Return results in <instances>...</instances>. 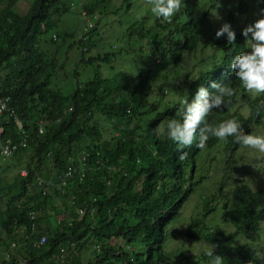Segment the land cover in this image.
<instances>
[{"label":"trees","instance_id":"16d2710c","mask_svg":"<svg viewBox=\"0 0 264 264\" xmlns=\"http://www.w3.org/2000/svg\"><path fill=\"white\" fill-rule=\"evenodd\" d=\"M20 1L0 0V95L10 97L9 106L19 115L26 133L16 134L9 113L0 115V127L5 130L4 140L27 139V147L8 160L9 164L0 166V264H131L130 255L115 256L124 242L135 247L132 256L136 264L171 262V253L165 248L173 233L172 225L196 185L186 169L202 152L223 140L210 137L203 148H197L195 140L191 146L178 148L167 139V122L178 119L179 112L174 102L166 99L165 83L150 84L142 77L135 90H127L126 97L109 89L103 97L99 81L69 94L63 92L64 84L58 77L72 59L65 52L66 63H61L60 46L51 38L58 33L51 31L56 28V18L68 13L69 6L60 0H33L29 11L22 14L17 8ZM96 6L95 0L86 9L94 10ZM179 33L189 39L186 46L172 52L175 63L185 52L196 55L202 44L195 20ZM82 46L91 50L94 42L88 40ZM214 50L222 52L217 65L209 67V58L197 61L194 55L190 63L193 71H186L190 66L182 69L185 75L176 101L179 106L183 99L191 101L199 86L206 88L210 77L229 70L232 58L246 51L247 45L216 40ZM85 54L82 50L79 65L93 66V60L85 59ZM199 63L204 67L200 68ZM175 69L178 74L182 71L180 67ZM195 72V84L187 85ZM225 83L234 88L229 98L234 113L230 117L226 110H213L206 117L208 123L244 119L235 112V101L249 90L236 80L232 70ZM206 90L214 92L210 87ZM249 107L250 120L260 123L262 120L256 117L264 111V93L250 101ZM96 114L113 122L117 135L104 139L93 126ZM40 123L44 126L42 135ZM239 146L229 139L225 153ZM83 150L89 153L85 178L77 174L60 187L59 177L74 166ZM180 152L187 153L183 160L178 158ZM0 158H5L1 151ZM230 194L233 201L225 207L229 215L225 221L235 227L234 233L204 223V218L215 211L210 205L201 220L190 225L193 231L187 235L216 245L213 252L223 256L225 264H264V254L260 255L253 244L229 246L237 237L263 229L264 190L254 191L242 183ZM94 198L98 200L91 204ZM92 206L96 213H92ZM80 207L85 208L82 215L76 211ZM60 214L66 216L62 224L57 221ZM61 249L68 253L63 263ZM188 253L177 250L173 258L186 256L179 264L194 258H199L197 264L210 261L204 250L199 256Z\"/></svg>","mask_w":264,"mask_h":264},{"label":"clouds","instance_id":"9594fccd","mask_svg":"<svg viewBox=\"0 0 264 264\" xmlns=\"http://www.w3.org/2000/svg\"><path fill=\"white\" fill-rule=\"evenodd\" d=\"M96 1H97V6L95 7L94 10L86 9L87 5L94 4L93 0L92 1L91 0H78V1H73V2L68 1V3L64 2L68 4L69 9L70 7L78 6L81 10V14L84 16V19H85V28L83 30V33H81L80 36L78 37V40H74L75 36L71 32H67L65 34L64 42L73 40L75 41L74 45H78L79 47L78 53H75V54H72L74 45L70 47L69 56L72 59V62H73L72 66L74 67L72 68L70 72V78L72 81L76 83L74 89H80L90 82L99 81L100 82V93L103 95V97H105L104 91L106 89H109L111 93L116 94L119 97H122L123 95L126 97L127 90L129 89L135 90L137 88V84L140 78L143 77L145 78V81H150V84H152L154 82V78L152 76L153 71L152 70L144 71L145 67L137 68L138 69L137 73H133L132 72L133 69L130 71L123 70L117 76V79L119 77L123 78V82L121 84L116 83V81H115V84L112 82L107 83V79H105L104 77H109L108 71L105 70L102 73L100 66L103 63L111 62L114 56L110 52L102 53L100 51V48L102 46L101 40L103 38V35L101 32V18L100 16L96 14L99 0H96ZM221 1L222 0H149L150 5H151L150 11L153 14V16L156 17L157 19H162L164 21H167V25L164 26L162 29L163 35L156 39V41L160 42L161 44L157 46L154 50V65L151 68H153L156 64L162 63V61L166 59L174 63L175 68L180 67L181 70L185 69L187 66H190L191 61L184 67H181L180 66L181 60L187 55H192V59H193L195 54L185 52L183 54V57L181 59H178L176 63L173 60L172 55H171L172 52L176 48H180L181 46H182L181 48H183L184 46H186L189 37H184L180 35L179 29L185 28V26L187 25L188 22H190V20H195V22L197 23L198 28H199V35L202 39L201 41L202 44L200 45L198 53L195 55V57H197V61H199L201 60L199 57H201L205 51H208V55L206 58H209V61H210L209 67H211L213 64L217 65L220 61V58L222 57V52H217L214 50V45H216V40L220 42L226 41L227 45H233L237 43H241V46H243V44L247 45L246 51L240 52L239 54L235 55L232 58L230 66H229L230 67L229 70H226L223 74H220L218 76L214 75L213 77H210L207 87L214 89V92L209 93L206 90L207 87L204 88L203 86H199L192 100L189 101L188 99H183L180 101V106L176 101L178 100V98H180L181 90L183 86L182 85L183 80L176 78L174 81H172L166 77V79L169 80L168 85L165 84L167 87V89L165 90L166 95H167L166 99H171V101H173L175 104L174 105L175 109H177L179 112L178 119L173 118V119L168 120L167 125H166V136H167V139L174 142L178 148H184V147L191 146L194 140L196 141L197 148H203L205 146L206 141L210 137H215L219 140H226L228 137H231L233 140V143L253 149L258 153H264V135L253 134L252 132H249L246 134L244 128L242 127V124L238 120L234 118H229V119L222 120L219 123L206 122V117L213 110H218V111L226 110V114L230 117L234 113L230 105V99H229L233 97L234 95V88L225 83V78L230 73L231 70L234 72L236 80H238L245 89L251 92L257 93V95H262L264 93V0H241L240 1V13L242 15L244 14L251 15L255 12L254 15L257 17L252 22L248 23L245 27H243L241 30L240 28H235L233 30L231 24L228 22L221 23L220 26L217 28V30H210L209 27L207 26V23L211 16L214 17L216 20L222 19V17H220L216 12ZM21 3H25V1H22ZM21 3L18 4L17 6L18 10L20 9ZM31 5L32 3L29 4L28 2H26L23 6V9H21V13L22 14L27 13ZM254 5L258 6L257 10H255ZM213 11H215L214 14H213ZM67 14L68 13L56 18L57 20L56 26H59V24L61 23V19ZM178 18H180V22H181L179 26L177 25ZM235 25H238V24H235ZM51 38L55 43H61L63 40L62 37L58 34H53ZM88 40H90L91 42H94V47L91 50L87 49V47L83 48L82 46V42L86 43ZM79 42H81V45L79 44ZM203 46H206V48H204V50H200L201 48H203ZM159 49L163 51L162 56L158 54ZM239 49L245 50L243 48H239ZM82 50L83 52L86 53L84 55L85 59L91 58L93 60V62L95 63L93 66L89 67V66L79 65L80 59H82L81 58ZM94 51L96 52V54L91 55ZM206 58L204 57L202 59H206ZM192 66H190L186 71L188 72L193 71ZM79 67L81 71H86L85 73H83L84 74L83 78L86 79L83 83L81 82V74L78 71ZM199 67L203 68L204 64L200 65L199 63ZM92 68H95V74H94V77L89 79V77L91 76L90 70ZM172 68L174 71L176 70L173 66ZM87 70H89V72H87ZM198 70H201V69H198ZM105 73H107V75H105ZM147 73H148V77H146ZM195 74L196 72L193 73L192 75H195ZM194 79L195 77H193V79L188 78L187 85L195 84V82L192 81ZM178 80H181V82ZM171 81L173 85L172 84L169 85ZM145 101L146 100L144 99L142 103H145ZM10 102H11V99L9 96L0 95V115L9 113L8 117L10 118V121H13L14 123V127L17 130L16 134H20V132L22 133L24 130V125L19 115L16 113V111L10 108L9 106ZM229 107H230V110H229ZM71 110L72 109H70V111ZM95 117L96 118H95V121L93 122V126H97V128L103 134H104V129L99 127L98 119L104 120L106 122V125L110 126L111 134L117 133V132H114L113 130V126H114L112 124L113 122L109 123L106 117L100 116L99 114H96ZM256 119L262 120V116L259 115L256 117ZM40 124H42L40 126V134L42 135L44 132V126H43V123H40ZM1 128L4 129V127H1ZM25 133L23 132V134ZM3 140H4V133H3ZM8 140L11 141L13 144L18 145V149L14 153H12L9 157H5L6 159L10 161L12 157L16 155V153H18L21 149H24L27 147V139L25 137L18 141L16 140L13 141L10 139ZM4 141H7V140H4ZM186 155H187L186 152H180L178 158L183 160ZM88 157H89V153L86 150H83L80 158L76 162H74V166H70L64 172V174L61 177H59L58 181H60L59 182L60 187H64L68 183V181L73 179L77 174L81 178H85L86 171L89 168ZM234 163H237V159L235 161L230 160L227 164H229L230 166L231 164H234ZM228 168L229 167H227L226 164L223 165V170H227ZM187 170L192 174L194 178L193 182L196 183L195 185V191H196L198 185L202 183L205 178L204 176H201V177L198 176V160L196 163L188 167L186 171ZM26 174L27 173L25 171H22V176H26ZM241 182L243 183V181ZM253 190L259 191V190H264V188L256 189V190L253 189ZM194 192L192 194H194ZM216 194L215 195L212 194L213 196H207L203 198L205 200L204 212H206V210L211 205L212 207H215L214 208L215 211L213 213H216V215L219 217L218 215L219 206L215 205V204H218L216 203L217 199L218 198L220 199L221 197L228 198L229 196H231V194H224L223 187L222 189H220L219 193H216ZM190 198L191 196L189 197V199ZM229 199H231L229 202L224 203V209L225 207H229L231 205L233 198L229 197ZM97 200H98L97 198L91 199L90 203L94 204L97 202ZM71 203L74 204V202H71ZM186 203L184 204L183 208L185 207ZM213 204L215 206H213ZM183 208L181 209V212ZM91 209H92V213H96L95 207L92 206ZM76 211L80 215H82L85 211V208L80 207ZM203 214L204 213H200V214L196 213L195 217H192L190 219V225L197 219L201 220ZM209 214H212V213H209ZM179 216L173 222V225H176L178 223ZM205 218H204V223H205ZM57 221L59 224H62L64 221H66V216L63 214H60L57 218ZM173 225H172V230L174 229ZM217 225L218 226L216 227H219V226L221 227V225H225L224 231L227 234L229 232L230 234L234 233V231L231 232L230 226L228 225L227 222L221 225L217 223ZM263 229H264V226H263ZM189 231L188 233L190 234L193 231L192 229L190 230V226H189ZM260 231H257L259 233H256V232H251V233H254V234L256 233L255 234L256 236H264V234L260 235ZM251 233L244 234V235L237 237L236 238L237 240L235 239L234 241L232 240L233 244H230L229 246L253 244L251 241V237H249ZM240 237L241 239H239ZM244 237H246L245 238L246 241L242 242V238ZM170 240L168 241V243L170 242ZM189 240L194 243L199 244L197 248H195V250H192L191 248H188L186 246L185 247L182 246L176 250H168L169 244L167 243L165 251H169L171 253L172 261L169 263H163V264H179L180 261H182L186 257V256L181 257L178 260L175 257L173 258V252L177 250L188 251L189 252L187 254L188 256H191V255L199 256L200 253L204 250L205 254L208 257H210V261L208 264H225V258L221 255H216L213 252V249L216 247V245L212 244L211 242L207 240L200 241V240H193L190 238ZM120 248H122V251L118 250L115 253V256L116 257L120 256L124 258L125 254H128L130 255V263L136 264L132 256V252L135 251V247L128 244L127 242H124L121 244ZM8 257L9 255H7V258ZM67 259H68V253L65 250L61 249V253H60L61 263L66 262ZM198 260L199 258L190 259L184 264H187L188 262L197 264ZM174 261H176V263H173ZM118 264H121V263H118Z\"/></svg>","mask_w":264,"mask_h":264},{"label":"rangeland","instance_id":"374dc122","mask_svg":"<svg viewBox=\"0 0 264 264\" xmlns=\"http://www.w3.org/2000/svg\"><path fill=\"white\" fill-rule=\"evenodd\" d=\"M22 1H25V3L28 2L29 4L33 2V0ZM61 1L68 3V1L73 2L78 0ZM240 1L241 0H222L216 11L222 19L216 20L211 16L207 23L209 29L217 30L221 23L228 22L231 24L233 30L235 28H240L241 30L248 23L256 19L257 17L254 15L255 12L251 15H242L240 13ZM25 3H21L20 9H23ZM254 6L255 10H257L258 6ZM150 7L149 0H99L96 14L101 18V32L103 35L100 51L102 53L110 52L114 56L111 62L103 63L100 66L102 73L105 70L108 71L109 77H104L107 79V83L112 82L115 84L116 81V83L121 84L123 78L119 77L117 79L121 71H130L133 69L132 72L137 73V68L140 67H145L144 71H153L152 76L155 83H165L168 85L169 80H167L166 77L172 81L176 78L183 80V76L185 75L183 73L184 71L182 70L180 74L176 73L172 68L174 63L167 59L151 68L154 65V50L161 44L156 41V39L163 35L162 29L167 25V21L154 17L150 11ZM214 13L215 11H213V14ZM84 28V16L81 14V10L78 6H73L70 7L68 14L61 19L59 26H56L51 32H57L62 39L65 38L67 32H71L75 36L74 40H78ZM52 33L49 34V37ZM74 43L75 41L73 40L58 43L60 47L57 48L60 49L58 53L61 51L60 60L62 64L66 63L65 59L67 58V55H63V53H68L70 47L74 45ZM73 48L72 54L78 53V45H74ZM162 53L163 51L159 49L158 54L162 56ZM95 54L96 52L94 51L91 55ZM207 55L208 51H205L199 58H206ZM191 59L192 55H187L181 60L180 66L184 67ZM72 63L73 62H69L58 77V81L64 84L61 89L66 94L73 91L76 85L70 78V72L72 68H74L73 66L71 67ZM200 65L202 64L200 63ZM78 71L81 74V82L83 83L86 80L83 78V73L86 71H81L80 67ZM87 72H89V70H87ZM90 72L91 76L89 79L94 77L95 68H92ZM105 75H107V73H105ZM196 77L195 74V78ZM181 80L178 81L181 82ZM256 97L257 93L251 91H248L246 95L240 93L235 101L237 105L235 112L239 113L240 117L244 118L243 121L239 122H241L246 134L252 132L253 134L264 135V111L261 114L262 121L260 123L256 120H250L251 109L249 107V102ZM98 122L99 127L104 129L103 138L110 139L112 136L110 126H107L104 120L98 119ZM229 139L232 141V138L228 137L214 148L206 150L204 153L202 152V155L198 157V176H204L205 178L186 203L178 218V223L173 225L174 231L168 243V250H176L182 246H186L192 250L197 248L199 244L190 241L187 233L189 231L190 219L195 217L196 213H204V197L219 193L221 187H223L224 194H230L241 187V181L255 190L264 188V153H258L253 149L240 145L235 151L232 150L226 154V144ZM236 159L237 163L231 164L230 166L227 164L230 160L235 161ZM7 162L8 159L0 158V166L9 164ZM225 164L229 167L227 170H223V165ZM230 200L231 199L226 197L217 199L216 203L218 204L215 205L219 206V217L216 213L208 214L205 218L207 226L214 228L218 226L217 223L221 225L226 222L225 220L228 219L229 215L226 209H224V203ZM215 205L213 204V206ZM261 224L263 227L264 221H262ZM228 225L230 226L231 232H235V228L229 223ZM220 228L225 230V225H221ZM255 234L251 233L249 235L253 246L260 255L264 254V236H256ZM262 234H264V229L260 231V235ZM245 238L246 237L242 238V242L246 241ZM239 239H241V237ZM233 241L230 244H233ZM187 264L193 263L188 262Z\"/></svg>","mask_w":264,"mask_h":264},{"label":"built area","instance_id":"2783aa9c","mask_svg":"<svg viewBox=\"0 0 264 264\" xmlns=\"http://www.w3.org/2000/svg\"><path fill=\"white\" fill-rule=\"evenodd\" d=\"M4 129L0 127V151L4 157H9L12 153H14L18 149V145L13 144L11 141L3 140ZM16 244H13V247Z\"/></svg>","mask_w":264,"mask_h":264}]
</instances>
